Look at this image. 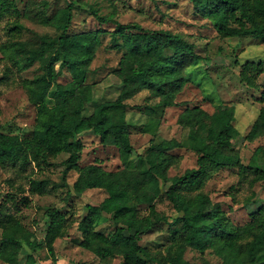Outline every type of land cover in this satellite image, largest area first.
Returning a JSON list of instances; mask_svg holds the SVG:
<instances>
[{"label": "trees", "instance_id": "trees-1", "mask_svg": "<svg viewBox=\"0 0 264 264\" xmlns=\"http://www.w3.org/2000/svg\"><path fill=\"white\" fill-rule=\"evenodd\" d=\"M196 13L207 17L221 37L264 35V0H190ZM66 5L48 14V3L39 8H26L24 14L33 12L44 25L60 30L59 35H34L38 45L28 41L13 40L6 45L10 58L19 69L41 61L43 72L25 79L31 101L36 105L35 124L21 133L0 130V165L20 166L25 169L34 163L41 166L49 157L67 153L63 160L62 179L68 182L73 170L78 176L72 184L73 191L83 193L88 189H103L107 195L99 203H87L85 213L77 221L82 237L74 244L93 252L100 260L110 262L121 257L120 264H192L185 257L187 248L215 251L224 246L221 264H264V206L252 212L250 219L236 225L219 202L204 190L206 182L223 168L238 167L240 182L253 185L264 181V145H258L249 162L242 161L240 149L235 146L233 125L219 122V110L210 113L199 105L186 107L178 116V124L192 132L183 139L176 137L157 140L155 135L142 152H137L131 141V123L127 117L129 100L147 90L154 105H146L145 113L177 106L178 94L187 82V69L199 60L207 59L196 50L194 42L182 33L170 29H149L138 22L123 23L101 16L91 7V12L101 21H113L110 30L112 47L121 52L115 74L121 89L114 99L97 103L92 111L84 113L83 105L91 101L92 91L87 81L91 63L101 45L105 29L69 33L78 0H65ZM13 7L12 0H0V16ZM20 29L22 23L16 24ZM59 66L56 69V66ZM253 66L246 62L245 68ZM261 64H257L259 68ZM67 71L71 79L61 84L58 77ZM241 78L245 79L244 72ZM52 94L53 103L46 101ZM78 101L79 106L75 105ZM141 109V107H137ZM159 120L148 119L141 132L155 133ZM90 131L98 136L115 131L114 145L127 156L122 167L114 170L99 163L81 166L84 142L81 135ZM264 137V106L254 120L246 139L253 141ZM186 148L196 153L197 161L183 173L170 175L169 169L179 161L173 152ZM30 191L44 194L48 181L29 177ZM21 184L3 197L12 204L29 205V197ZM169 200L177 214L170 218L157 208L163 198ZM147 206L146 212L141 210ZM109 214L114 230L108 234L97 230L96 224ZM44 243L56 261L54 241L64 237L72 226L70 219L55 206H47ZM19 222L11 212L0 205V228L7 229ZM168 224L169 234L165 250L153 251L140 243L147 232ZM26 242L31 253L26 261L20 254ZM39 242L31 235L22 239L2 236L0 259L10 264H35ZM203 264H211L205 260Z\"/></svg>", "mask_w": 264, "mask_h": 264}, {"label": "rangeland", "instance_id": "rangeland-1", "mask_svg": "<svg viewBox=\"0 0 264 264\" xmlns=\"http://www.w3.org/2000/svg\"><path fill=\"white\" fill-rule=\"evenodd\" d=\"M43 1L48 3L46 11L53 14L66 5L65 0H12L13 7L0 16V130L5 133H21L30 130L35 124L36 105L31 101L29 91L24 85L25 79H32L43 72L41 61L37 60L31 66L19 69L11 60V49L7 48L10 41L24 40L37 46L35 33L57 36L60 30L51 25H44L34 17L33 12L24 14L26 8L37 10ZM80 5L74 10L69 33L94 29H105L101 35V45L91 63V71L87 81L92 91V99L84 104V113L88 114L94 106L104 100L114 99L121 89V81L115 74L121 52L112 47L110 30L115 26L113 21H101L91 12V7L98 14L120 22H138L149 29H170L182 33L196 45V50L207 59L199 60L186 71L187 82L178 94L177 106L159 109L145 113L146 105H154L156 99L149 98L150 92H141L131 100L127 117L131 123V141L137 152H142L155 135L157 140L176 137L185 138L192 132L181 127L178 122L179 114L189 106L199 105L212 113L219 110L221 125L231 122L233 125L235 146L240 149L242 161L247 164L258 145H264V137L253 141L246 139L260 109L264 106V35L221 37L212 22L195 12L190 0H78ZM22 23L20 29L16 24ZM246 62L253 66L245 68ZM261 64L256 68L257 64ZM59 66L57 64L56 69ZM244 72L245 79L241 78ZM64 84L71 77L63 71L58 77ZM53 86L46 101L53 103ZM75 101V105L79 106ZM141 107L138 109L137 107ZM154 117L159 120L155 133L141 132L140 127ZM84 149L80 165L99 163L104 168L114 170L122 167L127 156L114 145L117 133L111 131L104 136H98L86 131L82 135ZM179 156V161L169 169L170 175L183 173L186 168L196 165L197 155L186 148L173 150ZM67 153L49 157L41 166L34 163L25 169L20 166L0 165V205L4 204L6 211L13 213L19 222L7 229L0 228L2 236H12L24 241L25 236L31 235L39 242L35 264H53V258L44 243L46 234L47 206H55L62 210L70 219L72 226L64 237L54 241L56 254L55 264H120L121 257L113 258L110 262L100 260L93 252L74 244V239L82 237L77 228V221L83 216L87 203H99L107 195L103 189H88L83 193L73 191L72 184L78 176L73 170L69 173L68 182L62 179L63 160ZM46 179L48 190L44 194L30 191L29 177ZM25 187L21 195L29 197V205H13L11 200L3 197L9 191H15L18 185ZM204 190L211 198L219 202L236 225L246 223L255 210L264 206V181L250 185L240 182L239 168H223L215 173L207 182ZM6 198V197H5ZM157 208L174 217L172 203L164 196L157 202ZM141 210L146 212L147 206ZM97 230L110 234L114 224L109 214L105 213L96 224ZM168 224L155 228L142 236L140 243L149 249L165 250L169 234ZM20 261H26V253H31L29 245L23 242ZM224 246L220 243L215 251H200L187 248L185 257L192 264H203L205 260L211 264H221ZM0 264H10L0 259Z\"/></svg>", "mask_w": 264, "mask_h": 264}]
</instances>
